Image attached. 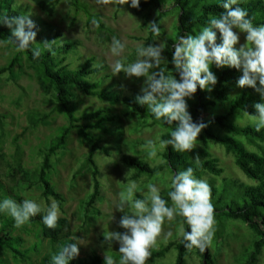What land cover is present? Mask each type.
Here are the masks:
<instances>
[{"label": "trees", "instance_id": "16d2710c", "mask_svg": "<svg viewBox=\"0 0 264 264\" xmlns=\"http://www.w3.org/2000/svg\"><path fill=\"white\" fill-rule=\"evenodd\" d=\"M30 1L45 14L52 15L61 0ZM72 5L77 11L82 6V2L73 0ZM83 6L88 15L84 4ZM241 7L247 9L254 25L264 24V0H246ZM153 10L157 12V16L152 22L155 21L158 25L162 16L169 13L177 15L176 34L173 38L166 39L165 51L169 61L166 72L177 75L178 78V74L174 72L173 65L170 63L174 51L173 46L178 37L199 34L202 27L207 25L208 19L213 16L219 17L224 9L220 6V0H141L139 9H134V12L146 21ZM0 13L10 16L23 15L14 6L12 0H0ZM94 16L95 19L100 20L98 16ZM36 26L35 30L40 31L39 26ZM97 29L101 32L112 33V30L102 21ZM153 36L149 29V36L146 38L148 45L151 44ZM60 37L59 32L52 35L47 33L41 41L34 44L33 47L42 49V55L38 59L33 58L31 51L23 52V54L38 67L47 95L64 111L67 124L59 130L47 146L39 150L40 162L32 173L34 178L32 181L20 165L14 167L9 164L5 177L13 184L6 185L0 180V200L11 198L19 203L24 199L20 190L25 191L33 186H39L41 188L39 198L45 202L46 207L52 200H55L59 202L61 213L64 214V196L56 190L50 179L53 170L52 160L65 150L67 137L72 130H76L78 136L89 146L85 155V164H88L91 170L93 191L86 201L84 217L88 218L90 208H93L97 197L101 195L99 177L102 172L95 162L94 155L97 150L108 155V146H105L104 136L109 135L113 127H118L117 121L119 123L120 116L111 114V110L107 108H97L77 116L74 102L76 94L72 88L79 89L84 94L100 101L121 105V113L125 117L139 115L142 118L147 117L148 122L143 126L161 127L160 139L170 138L169 133L175 128V122L167 125L162 120H156L147 105L142 107L136 103L135 96L139 94L138 91L128 94L122 93L114 86L101 88V80H93V76L101 73L105 66L93 65L94 57L85 58L75 67H71L68 58L71 53L77 52L79 43L75 40L60 41ZM0 40L15 48L10 42V30L3 25H0ZM216 42L220 43L219 33ZM45 43L51 45V50L44 48ZM18 62L19 54H16L6 65L0 66V75H11ZM210 70L215 73L218 80L213 89L208 91L198 88L191 99L186 98L190 100L188 105L193 120L206 125L198 136L197 147L191 152L178 153L169 146L160 153L164 160L159 165H152L146 159H140L121 151L119 158L117 156L118 162L134 170L129 180L137 179L143 174L151 179L164 171H168L172 176L187 167L195 169L197 178L206 179V176H209L207 182L211 188L215 220L217 222L239 221L245 224L251 238V251L246 264H254L259 258L264 264V130L256 132L252 124H244L245 118L255 115L253 105L260 102L261 98L257 92L248 87L241 88L240 92L231 95L232 90L238 87L236 81L242 75L241 70L229 67L217 69L214 65ZM104 76L108 77L106 74ZM217 106L222 107L223 112H220ZM43 117H48V115ZM30 124L36 125V119L33 116L30 118ZM213 146L222 148L227 155L232 156L234 165L243 173L248 182L224 175V168L220 166L219 159L211 153ZM197 156L199 157L198 164L195 160ZM167 189L169 191V188ZM168 191L165 194L160 192V195L168 199ZM136 196L143 198L140 194ZM93 209L92 213H99L98 210ZM58 225L56 229H49L38 215L32 218L30 223L16 228L12 217L0 214V249L9 252L18 264H29L31 259L29 253L40 252V246L47 241V250L41 255L38 264H51V256L58 252L62 245L73 242L71 239L73 236L66 229L67 219L64 216H61ZM182 226L185 230H189L183 222ZM15 230H19L20 234L14 235ZM23 235H34L38 240L31 247L23 249L25 243ZM171 248L176 249L177 252L173 264H188L186 256L191 252L196 253L201 264H216L209 248L204 252L198 249L188 251L179 238L153 251L150 261L163 257ZM0 264L4 263L0 261ZM69 264H105V260L94 249L84 257L78 255Z\"/></svg>", "mask_w": 264, "mask_h": 264}, {"label": "rangeland", "instance_id": "374dc122", "mask_svg": "<svg viewBox=\"0 0 264 264\" xmlns=\"http://www.w3.org/2000/svg\"><path fill=\"white\" fill-rule=\"evenodd\" d=\"M12 1L23 15L32 13L30 18L39 26L40 31L37 32L35 44L41 41L47 33L52 35L59 32L60 41L75 40L79 43L77 52L71 53L68 58L71 67H75L85 58L94 57L93 65L105 66L101 73L93 76V80H101V88L114 86L122 93L128 94L132 91H140L143 78H125L123 73L113 76L111 65L116 59L125 57L127 62H134L137 45L139 43L148 45L146 38L149 36L150 24L157 16L156 11H151L148 20L145 21L135 14L133 8L128 6H124L127 11H122L110 5H100L96 0H79L82 6L76 11L72 5L73 0H61L55 12L47 15L30 0ZM83 4L88 15L85 13ZM94 15L98 16L112 30V33L99 31L92 24ZM176 25L177 15L175 13L162 16L159 24L161 35L152 37L151 44L160 43L164 46L162 54L165 57H167L166 39L175 36ZM113 37H117L127 45L121 57H114L110 52ZM244 42L247 43L244 34L241 33L240 43ZM16 54H19V62L12 74L0 75V180L6 185L13 184L5 177L9 164L14 167L20 165L32 181L34 179L32 173L40 162L39 150L47 146L59 130L67 124L64 111L47 95L38 67L31 63L23 53L16 52L15 48L0 40V66L6 65ZM105 74L108 77H105ZM240 89V87H235L231 95L240 92ZM72 91L76 94L74 102L77 116L97 108L110 109L111 114L120 116L119 123L117 121L118 127H113L109 135L104 136L105 146H108V155L100 150H97L94 155L95 162L102 172L99 177L101 195L93 204V208L99 213H92L94 209L90 208L88 218L84 217L86 201L93 191V183L89 165L85 164V155L89 146L78 136L76 130H72L67 137L65 150L53 158L50 179L56 190L64 196V214L61 216L67 219V231L72 236L79 237L83 243L79 245V256L84 257L95 249L102 258L112 256L118 260L120 255L118 243L108 247L103 238L109 231H124L118 223L123 213L115 209L120 194L132 182H136L144 193L149 183H156L163 190L161 193L165 194L168 191L171 176L168 171H164L151 179L143 174L137 179L129 180L134 170L118 162L120 151L146 159L152 165L162 164L164 160L160 154L162 151L153 158L146 150L149 140L159 142L162 128L159 126L144 127V123L148 122L147 117L142 118L140 115L125 117L121 113V105L100 101L76 88H72ZM189 102L190 100H187L188 104ZM216 108L223 112L222 107L217 106ZM44 115L48 117L44 118ZM31 116L36 119V125L30 124ZM251 119L252 117L245 118L244 124H251ZM211 153L219 159L225 176L248 182L243 173L234 165L231 155H227L222 148L217 146L211 148ZM208 178L209 176H206V180ZM139 189L137 194L142 195ZM40 192L39 186H33L25 191L20 190L24 199H34L46 207L45 202L39 198ZM112 215L114 219L111 220ZM181 226L182 221L179 217L165 225V230L170 229L173 232L168 242L178 239ZM215 229L214 239L208 247L215 263L246 264L251 251V238L246 225L239 221H216ZM17 234H20L19 230L14 231V235ZM23 237L25 239L23 249L31 247L38 240L34 235H23ZM167 243L160 241L159 248ZM40 247V252L29 253L31 257L29 264H38L41 255L47 250V241H44ZM176 254V249L171 248L163 257L149 261V264H173ZM186 260L188 264H201L195 252L189 253ZM259 260L254 264H263L262 259L259 258ZM0 261L4 264H18L9 252L2 249H0Z\"/></svg>", "mask_w": 264, "mask_h": 264}, {"label": "clouds", "instance_id": "9594fccd", "mask_svg": "<svg viewBox=\"0 0 264 264\" xmlns=\"http://www.w3.org/2000/svg\"><path fill=\"white\" fill-rule=\"evenodd\" d=\"M96 2L122 11H127L124 6L139 9L141 4V0ZM244 3L246 0H220L224 12L219 17H210L197 35L178 37L170 61L178 78L166 72L169 61L162 54L164 46L160 43L147 46L139 43L134 62H127L125 57L116 59L111 65L113 76L123 73L125 78H143L139 94L135 96L136 103L142 107L147 105L156 120L167 125L175 122L170 138L160 139L158 143L155 140L147 142L146 150L150 157H157L158 152L169 146L178 153L191 152L197 147L198 136L206 125L193 120L187 99H191L198 88L211 91L217 84V76L210 70L213 65L217 69L229 67L242 71L236 81L237 86L252 88L261 98L253 105L255 115L251 124L256 132L264 130V24L254 25L247 9L241 7ZM31 14L10 16L0 13V25L10 30V42L16 52L31 51L33 58L38 59L42 49L33 47L37 26L30 18ZM92 24L99 28L101 20L94 18ZM150 31L154 37L161 35L160 26L155 21L151 22ZM218 33L220 43L216 42ZM241 33L247 43H240ZM126 47L123 41L113 37L110 52L114 57H121ZM44 48L51 50V45L45 43ZM195 160L198 164L199 157ZM138 189L136 182L128 184L115 205V209L123 213L118 223L124 231H109L104 241L108 247L118 243L120 255L118 260L104 256L105 264H149L159 242L167 243L172 238L173 232L165 230V225L177 217L189 229L181 226L178 236L186 250L204 252L212 244L216 220L211 188L206 179L196 177L193 167L169 177L168 199L160 195L161 187L156 183H149L146 193L139 189L142 199L136 198ZM0 214L12 217L16 228L40 215L42 223L49 229L59 226L62 215L60 204L55 200L45 207L27 198L19 203L11 198L0 200ZM71 239L73 242L62 245L51 256V264H69L79 255V245L83 243L77 236Z\"/></svg>", "mask_w": 264, "mask_h": 264}]
</instances>
